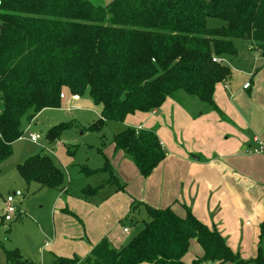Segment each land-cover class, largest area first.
Wrapping results in <instances>:
<instances>
[{
    "label": "trees",
    "instance_id": "1",
    "mask_svg": "<svg viewBox=\"0 0 264 264\" xmlns=\"http://www.w3.org/2000/svg\"><path fill=\"white\" fill-rule=\"evenodd\" d=\"M208 17L222 24L207 27ZM236 39L249 41L264 57V0H111L104 6L90 0H0V163L23 133L22 119L29 123L41 110L58 108L65 100L61 92H88L100 105L94 129L155 111L166 100L214 110L215 86L231 74L222 57L237 54ZM64 127L50 126L44 139H58ZM112 143L143 177L165 157L154 129L127 126L114 133ZM16 169L27 185L65 187L63 169L47 154L30 156ZM103 170L111 173L110 165ZM79 172L96 170L83 166ZM110 176L106 184L124 190ZM103 183L81 191L97 195ZM143 206L147 220L128 242L114 247L103 238L85 257L55 256L52 264H264V219L263 247L245 260L190 210L182 217L170 207ZM192 239L203 255L186 263ZM5 255L6 264H36L17 248Z\"/></svg>",
    "mask_w": 264,
    "mask_h": 264
},
{
    "label": "crops",
    "instance_id": "2",
    "mask_svg": "<svg viewBox=\"0 0 264 264\" xmlns=\"http://www.w3.org/2000/svg\"><path fill=\"white\" fill-rule=\"evenodd\" d=\"M245 50L230 58L227 63L231 70L230 77L215 86L214 110L192 118L175 101L166 100L155 111L135 112L126 117L124 122L133 120L138 123H131L127 125L129 127L154 129L161 146L164 145L163 139L168 138L169 153L149 176L143 177L134 163L131 164L121 150L114 148V167L118 166L119 171L125 163L124 166L131 172V179L123 175L124 183L120 185H124V191L114 188L110 201H100L98 207L94 208L97 213L93 214L100 220L109 214L101 212L113 210L110 223L96 225L93 234L83 228L79 236L80 240L84 237L86 242L80 241L79 248H70L66 253L50 250L51 262L55 256L85 257L103 238L108 239L114 247L123 245L124 237L114 223L130 211L132 198H137L141 205L170 207L182 217L190 210L198 220L218 231L242 259L249 260L256 256L258 248L263 247L259 225L264 219V152H253L252 149L258 142L264 147V61L250 43ZM246 82H249V87L243 88ZM79 100L80 97L69 101ZM166 107L170 109L167 119L164 115ZM160 109L162 112L155 117ZM165 121L169 129L160 125ZM173 131L180 135H174L171 140ZM59 161L65 167L66 160ZM17 207L20 211V206ZM62 210L80 219V214L69 205L65 204ZM1 220L2 215L0 224H4L5 221ZM115 227L119 233L113 232ZM123 228L122 234H125ZM47 244H43L44 250L50 249ZM84 244L86 246L82 247ZM191 245L196 250L192 259L188 260L186 256ZM188 249L183 257L186 263L203 255L195 239L190 241ZM37 264H42V258Z\"/></svg>",
    "mask_w": 264,
    "mask_h": 264
},
{
    "label": "rangeland",
    "instance_id": "3",
    "mask_svg": "<svg viewBox=\"0 0 264 264\" xmlns=\"http://www.w3.org/2000/svg\"><path fill=\"white\" fill-rule=\"evenodd\" d=\"M90 1L96 5L104 6L111 0ZM221 24L222 21L218 18L208 17L206 20V25L210 28L218 27ZM248 44L249 41L245 39L234 40L238 55L243 51L246 52L245 48ZM231 57L233 56H223L222 62L224 64L229 63ZM253 58L257 60L258 56L253 55ZM232 60L234 61V59ZM79 97V101H69L68 97L65 100H61L58 108L41 110L29 123L23 118L21 121L22 135L13 143L11 155L0 163L1 221H3L4 199L7 193L15 190H19L22 193L21 196L15 198V203L20 206L22 214L19 213L17 219L0 224V264H6L5 250L16 247L24 257L34 259L36 264L40 258H42V264H52L50 253L52 249L66 253L70 248H79L80 241L86 242V240H83L84 237L80 240L79 236L82 235L83 228L86 232L93 234L96 225H107L111 221L109 217L114 213L113 210L101 212L103 214L109 213L108 217L105 215L104 220H100L97 215L93 214V212L97 213L94 208L98 207L100 201H110L114 194V188L117 187L116 184H106L107 180H113L110 174L112 173L120 184L124 183L123 175L131 179V172L129 168L124 166L125 163L119 171H117L118 166L115 168L113 165L114 144L112 139L115 132L121 131L127 125L136 124L137 122L133 120L131 122L127 121V123L107 121L101 129H94L92 125L100 117V113H98L100 105L98 106L93 102L88 92H84ZM177 104L192 118H198L202 113L213 110L199 102L191 103L189 108H185L179 103ZM169 110V107H166V111L164 109L166 119L170 117ZM157 112L155 117L160 115L162 109ZM59 123H64L65 125L59 138L52 142L44 139L47 129ZM141 123L143 125V122ZM160 125L169 129L167 121ZM238 131L241 132V130ZM173 132L174 134L171 133V140L174 135H180L175 131ZM29 133L40 134L41 140L37 143L30 142ZM163 142L164 145L162 147L165 155H167L170 151L168 138L163 139ZM180 146L182 147V142ZM37 153L49 155L57 166L63 169L67 188L64 187L59 191L52 188H38L36 183H30L29 185L25 183L18 174L16 164ZM125 158L130 160L128 157ZM59 159L66 160L65 167L61 165ZM130 162L133 164L131 160ZM106 163L110 165L111 173L103 170ZM83 166L96 170V173L85 175L79 172ZM102 182L104 183L97 195L91 197L83 195L81 191L83 187H98ZM130 195L132 194L130 193ZM130 202L129 206L133 203L134 209L131 207V212L129 211L114 223L124 237L123 243L134 237L142 229L144 221L147 220L143 205L138 203V199L132 198ZM65 204L78 212L80 219L62 210ZM123 227L128 229L125 234H122ZM113 232L119 233L116 227ZM45 243L50 245V249L44 250L45 246L43 244ZM85 246L84 244L82 247ZM195 250L194 245H191L186 259L191 260Z\"/></svg>",
    "mask_w": 264,
    "mask_h": 264
},
{
    "label": "built area",
    "instance_id": "4",
    "mask_svg": "<svg viewBox=\"0 0 264 264\" xmlns=\"http://www.w3.org/2000/svg\"><path fill=\"white\" fill-rule=\"evenodd\" d=\"M262 59L264 61V57H262ZM213 61L220 62L221 60L219 58L215 57V58H213ZM247 87H249V82H246L243 85V88H247ZM59 97L61 99H67L68 98L63 92H61L59 94ZM78 98H79L78 95H70L69 96V99H72V100H76ZM134 129H135V132H137L141 128H140V126H138V127H134ZM29 140H30V142L37 143L39 140H41V135L29 133ZM252 151L257 152V153H262V152H264V147L262 146V144L260 142H258V145L256 147H254L252 149ZM21 195H22V193L19 190H15L11 193L10 192L7 193V195L4 199V210H3V220L5 222H10L19 216L20 212H19V209L15 203V198L17 196H21ZM123 231L127 233L128 229L124 227Z\"/></svg>",
    "mask_w": 264,
    "mask_h": 264
}]
</instances>
